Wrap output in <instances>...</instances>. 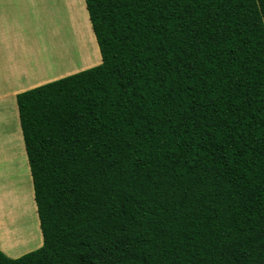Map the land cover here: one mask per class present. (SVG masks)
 Instances as JSON below:
<instances>
[{"label":"trees","instance_id":"trees-1","mask_svg":"<svg viewBox=\"0 0 264 264\" xmlns=\"http://www.w3.org/2000/svg\"><path fill=\"white\" fill-rule=\"evenodd\" d=\"M97 66L16 95L42 244L0 264H264V0H84Z\"/></svg>","mask_w":264,"mask_h":264},{"label":"crops","instance_id":"crops-1","mask_svg":"<svg viewBox=\"0 0 264 264\" xmlns=\"http://www.w3.org/2000/svg\"><path fill=\"white\" fill-rule=\"evenodd\" d=\"M67 1L70 3V6H72L71 8L72 10L67 8ZM82 1L84 2V0ZM63 3H65L64 7L66 6L67 8V16H68L67 18L69 19V22L72 24V29H73V38L70 40H72V43L75 44L77 47L73 45L72 47L70 46L69 36L66 35V32H63L65 31V29H61V28L59 30L56 29L58 28L57 26L61 24V20L60 21L57 20L56 22H54L56 25L53 24L55 25L53 32L48 31L52 22V20H50L52 14L47 16V19H45V14L43 12L44 19L42 20L41 10L43 9L41 8H42L43 0H0V113L1 114H3V110L9 104L10 107H12L13 109H15V107L17 108L16 95L18 93L48 83V82H44L43 80H40L42 77L41 74L44 73L46 75L47 73L52 71L51 69L41 70L40 64L42 62H44L42 63L43 65L47 63L46 65H44L46 66V68H48L49 65L50 68L54 67L53 70L54 72L62 68H68L70 66L79 67L85 61L87 57V50L90 51V46H89L90 41L88 38V34L86 32V28H87V23L85 22L86 19L84 17L81 7L79 6V0H63ZM29 11L34 12L35 15H39L37 18L36 17L34 18L35 21L29 20L32 19V17L30 18L28 14ZM85 11L88 21L90 23L86 7H85ZM53 12H56V9H53ZM30 14L33 15L32 13ZM69 27L70 26H68V28ZM90 30L93 34L94 43L96 45V50L98 52L99 62L97 64L99 65L101 63V55L99 52L95 35L92 31L91 23H90ZM48 41H50L49 43L50 45L49 44L46 45ZM67 47L73 49L75 52L70 53L68 50H66ZM30 57H32L33 59H30ZM67 57L70 59L68 60ZM26 63L29 64L31 67L22 68V66H25ZM93 66L91 65L90 67ZM88 68L89 66H87L86 68L85 67L80 68L78 70L73 71L70 74L62 75L61 77L60 76L56 77V79L54 80L60 79L62 77L77 73L79 71ZM9 99L11 103L4 102L5 100H9ZM21 147L22 150L24 149L23 152L26 158L25 160L27 161L24 143ZM26 171L28 173L29 183H31L30 189L32 190L31 195L33 197L32 178L30 175L29 166L26 168ZM0 201H2L0 202V206L2 205L1 206L2 212L4 213L5 216L3 221H6V219L10 221L9 218H10L11 210L13 211L14 215H16L18 211L16 209H9L12 204L11 201L5 198L3 199L0 198ZM19 218L20 221L25 219V217L24 216L22 217V215H20ZM28 223L26 224L28 228H25L24 230H29V232L26 233L27 231H25L24 234L25 238L23 239V241H21L22 243H17L19 244L18 246L20 247L24 243H27L28 245L32 244L33 238L31 239V237L35 236L34 229L31 227V224ZM35 229L36 230L38 229L39 234H41L37 226ZM28 234H30V236ZM12 258H16V257H12Z\"/></svg>","mask_w":264,"mask_h":264},{"label":"rangeland","instance_id":"rangeland-1","mask_svg":"<svg viewBox=\"0 0 264 264\" xmlns=\"http://www.w3.org/2000/svg\"><path fill=\"white\" fill-rule=\"evenodd\" d=\"M43 5H45V6H43ZM64 5H65V3H63V0H43V4H42V8H41L43 10H41L42 11L41 16H42V20H43L44 19L43 12L45 14V19H47V16L52 14L51 19H50V20H52V22H51V25H50V27L48 29V31H50V32L54 31V26L56 25L54 22H56L57 20L58 21L61 20V24L59 26H57L58 28H56V29L57 30H59L60 28L61 29H65V31H63V30H61V31L66 32V35L69 36V44L72 47V45L73 46H76V45L72 43V40H70V39L73 38V29H72V24L69 22V19L67 18L68 17L67 16V8L71 9L72 6H70V3L68 1H67V8H66V6L64 7ZM79 6L81 7V9L83 11V14H84V17L86 19L85 22L87 23V28L89 27L88 30L86 28V32L88 34V38H89V41H90V43H89L90 52H94L96 54V56H94V59H95V61L97 60L95 62V64L98 65L97 63L99 62V56H98V52L96 50V45L94 43L93 34H92L91 30H90V23H89L88 18L86 16L85 1L83 2L82 0H79ZM53 9H56V12H53ZM30 13H32L33 15H31ZM28 14H29L30 18L32 17V19H29V20H33V21H35L34 20L35 17L37 18L39 16V15H35L34 12H31V11H29ZM53 24H55V25H53ZM68 26H70V27L68 28ZM67 28H68V30H67ZM50 39H51V37H50ZM49 43H50V41H48V43H46V45L49 44ZM61 50H62V48H61ZM66 50H68L70 53H74L75 52L73 49H70L68 47L66 48ZM53 52H55V51H53ZM30 59H33V58L30 57ZM69 59L70 58H68V60ZM33 61H35V60H33ZM24 62H26V61H24ZM42 63H44V62H42ZM42 63L40 64L41 70H43V69L50 70L51 69V71H52V72L47 73L46 75L44 73L41 74L42 77H41L40 80H43L44 82H49L51 80L56 79V77H59V76L61 77L62 75H67V74H70V73H72L74 71V70L73 71L70 70V69L73 68L72 66H70L68 68H62V69H60L58 71H54L53 72V70H54L53 66H52L53 68L48 69V68H46V66H44L47 63L44 64V65ZM30 67L31 66L29 64H27V63L25 64V66H22V68H30ZM89 68H91V67L89 66ZM78 69H80V68H78ZM60 71H65V72H64V74H57ZM37 81H39V80H37ZM4 102H10L11 103L10 99L9 100H5ZM10 127H12L11 128L12 130H10ZM12 133L13 134L18 133L19 142H20V145L22 146L23 145V139H22L20 124H19L18 111H17L16 107H15V109H13L12 107H10V104H9L3 110V114L0 113V171L2 172V170H5V168L3 166V163H5V162L6 163H8V162L12 163V169L10 171H7V173H8L7 175L8 176L5 175V177H3V176L0 175V188H2V189H0V198L1 199L5 198V199H7L9 201H10V196L8 197L9 194L15 195V196H16L17 193L19 194V189L14 186L17 183V180H14V178H15V174L14 173H16V171L14 170L16 168V166H15L16 165V161L15 160L17 158L15 159L14 150L10 149V147H11L10 143H11V141L14 140V138L12 136ZM12 138H13V140H12ZM25 159L26 158H25V155H24V159H23L24 163L23 164H24L25 168H27L28 167V163H27V161ZM8 177H9V179H8ZM24 181H25V185L27 186L26 187L27 190L30 189V187H31L30 184L31 183H29L28 176H27V181H26V179ZM30 191H32V190L30 189ZM0 202H2V201H0ZM22 202H23V200H22ZM1 206H0V215L3 213ZM14 206H15L14 203H12V205H11V207L9 209H15ZM23 207H20L18 205L17 211L20 210L22 212V214H23L22 217L23 216L25 217L26 213H28V216L26 215L27 218H29L30 220H34L33 221L34 224H35L34 229L36 228V226L39 228V225H38L39 221H38V217H37V213H36V205H35V202L33 200V197H32V206H30L29 209H27L29 211H26L25 208H23ZM3 218H5V216ZM5 222H8V224L11 223V221H8V219H6ZM17 223H18L17 225L19 227H17V228L16 227H9V231L13 234V236H12V239H13L12 241L13 242L22 243L21 241H23V239L25 238V236H24L25 231H27L26 233H28L29 230H23V229L20 228L19 219L17 220ZM23 227L25 228L26 225L24 224ZM37 231H38V229H37ZM28 235L30 236V234H28ZM38 235H40V237L38 239L40 243L38 242L39 244L35 245L31 249L26 248L29 245L27 243H25L24 247L26 249H24V251H22V253H20L17 256L23 255L26 252L33 251L34 249L38 248L42 244V238H41V234H39V231H38ZM33 237H36V236H33ZM32 240L34 241L35 238H33ZM33 241H32V244H30V245H33ZM17 249L20 250V246H18ZM10 258H12V257H10Z\"/></svg>","mask_w":264,"mask_h":264},{"label":"bare ground","instance_id":"bare-ground-1","mask_svg":"<svg viewBox=\"0 0 264 264\" xmlns=\"http://www.w3.org/2000/svg\"><path fill=\"white\" fill-rule=\"evenodd\" d=\"M94 56H96V54L94 52H90V51L87 50V57H86L85 61L83 62V64L81 66H79V67L72 66L73 68L70 69V70L71 71H73V70L75 71L78 68H84V67H87V66L95 65V62L97 60L95 61ZM48 69H50V65L48 66ZM64 72L65 71H60L57 74H64ZM11 128L12 127H10V130H12ZM12 136H13L14 140L12 138L13 141H11V143H10V145H11L10 149L14 150L15 159L17 158L15 160L16 161V165H15L16 168L14 169L16 171V173H14L15 174L14 180H17V183L15 182L16 185H14V186L19 189V194L20 195L18 193L16 194V196L9 194L8 197L10 196V201L12 203H14V205H15L14 208L16 210L18 209V205H19L20 207L24 206L23 208H25L26 211H29L27 209H29V207L32 206V196H31L30 189L27 190V188H26L27 186L25 185V181H24L25 179L27 181V176H28L26 168H25V166L23 164L24 163V160H23L24 159V152H23L22 147H21L20 142H19L18 133H16V134L12 133ZM3 166H4L5 170H2V172L0 171V175L5 177V175L8 174L7 171H10L12 169V163H9V162L6 163L5 162V163H3ZM8 179H9V177H8ZM0 189H2V188H0ZM22 200H23V202H22ZM20 215H23L20 210H18V213L16 215H14L13 211L11 210L10 218H9L11 223H9V224H8V222L3 221L4 213H2L0 215V249H1V251L3 253H5L9 257H16L17 255L22 253V251H24V249H26V248L31 249L32 247H34L35 245L40 243L39 240H38L40 235H38L37 230L34 229V227H35V224L33 222L34 220H30L29 218H27L28 213H26L27 216L25 215V219L21 220V221L19 220L20 221V228L23 229V230L25 228H28L26 224L29 222L31 224V227L34 229V234H35L36 237H33V236L31 237V238H35V240L33 241V245H29L28 247L25 248L24 247L25 243H24L20 247V250L17 249L19 244H17L16 242L12 241L13 240L12 239L13 234L9 231V227H16V228L19 227L17 225L18 224L17 220L20 219L19 218ZM24 224L26 225L25 228L23 227ZM35 241H36V243H35Z\"/></svg>","mask_w":264,"mask_h":264}]
</instances>
